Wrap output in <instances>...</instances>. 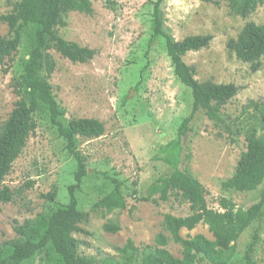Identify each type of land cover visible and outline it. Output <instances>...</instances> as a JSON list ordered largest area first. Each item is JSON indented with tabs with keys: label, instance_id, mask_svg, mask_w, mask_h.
<instances>
[{
	"label": "rangeland",
	"instance_id": "rangeland-1",
	"mask_svg": "<svg viewBox=\"0 0 264 264\" xmlns=\"http://www.w3.org/2000/svg\"><path fill=\"white\" fill-rule=\"evenodd\" d=\"M90 1L91 13L71 10L64 15L66 24L58 29L64 38L94 48L97 54L84 62H71L50 50L56 65L49 82L53 98L64 111L58 118L63 125L73 117H94L104 123V132L92 138L75 136L72 153L49 115L43 110L36 112V128L4 177L14 198L0 201V241L17 238L13 225L42 211L45 193L55 191V199L67 203L68 187L76 182L74 175L81 160L86 173L74 194L77 209L87 218L80 224L84 231L73 233L79 242L78 253L91 257L96 264H108L106 257L119 262V249L131 239L135 253L130 264H140L142 255L153 250L156 233L169 235L163 228V215L190 213L188 202L175 193L158 202L141 197L154 179L170 172V165L154 155L175 136L182 118L190 114L192 96L172 71L164 38L159 36L150 46L147 44L152 28L150 0H111L114 9L106 5V0ZM215 1L218 4L164 0V29L176 40L187 35H212L206 47L186 52L184 62L195 67L198 81L233 82L240 87L222 106L218 121L195 113L181 143L183 153H190L191 173L206 189L208 207L220 209L217 198L225 196L246 209L259 201L260 187L223 191L220 183L233 174L246 148L244 129L250 124L260 128L248 102L264 100V58L253 71L249 62L228 50L227 41L236 38L248 21L264 25V3L241 17L229 12L226 0ZM13 2L0 0V16L11 10ZM34 29V25L25 27L16 52L0 63V125L17 99L11 83L22 73L34 46ZM7 31L0 19V36ZM113 179L120 183L126 206L109 211L93 208L114 188ZM258 211L253 224L234 242L226 264H251L245 250L253 233L258 238L250 258L255 264H264V204ZM105 223L118 224L119 229L107 231ZM180 234H203L214 239L201 222L190 230L182 228ZM165 247L174 256H181L178 243L170 240ZM197 264L215 263L204 259Z\"/></svg>",
	"mask_w": 264,
	"mask_h": 264
},
{
	"label": "trees",
	"instance_id": "trees-1",
	"mask_svg": "<svg viewBox=\"0 0 264 264\" xmlns=\"http://www.w3.org/2000/svg\"><path fill=\"white\" fill-rule=\"evenodd\" d=\"M164 0H150L151 34L150 46L159 36L164 38V47L172 71L177 80L190 90L192 96L191 112L182 118L175 136L160 146L155 159L170 165L168 174L154 179L146 188L142 200H167L172 193L180 196L189 204L190 213L185 216L164 214L163 228L154 236L153 250L144 253L140 264H197L206 259L215 264H226L228 252L233 249L239 235L256 220L259 208L264 204V100L248 102L252 107L253 117L260 122V128L250 124L244 129L246 148L240 153L233 174L222 180L223 191H250L260 187L259 201L243 209L231 198H217L220 209L208 207L206 189L193 176L189 168L190 153H183L181 139L188 130L191 117L202 112L208 119L218 121L220 110L240 87L233 82L216 83L211 80L198 81L195 78V67L184 62L183 55L191 50L206 47L212 35H187L176 40L164 29L162 3ZM218 4L215 0H203ZM229 12L241 17L247 16L264 0H226ZM113 1L106 0V5L114 9ZM78 10L91 13L90 0H14L11 10L2 14L0 19L6 23L8 31L0 36V63L14 54L21 43L23 29L34 25V46L29 52L23 71L12 79L13 91L17 97L7 118L0 125V201L10 202L14 198L13 190L4 183L13 161L22 152L29 135L36 128L35 114L43 110L49 115L52 123L57 125L58 132L67 141V147L74 153L75 136L85 138L98 137L104 132V123L94 117H73L66 125L58 118L63 115L51 91L49 77L55 69L56 61L50 50L71 62H84L97 54V50L81 46L75 41L64 38L59 27L64 26V15ZM227 48L238 59L249 62L251 70H257L261 58H264V25L248 21L236 38L227 41ZM77 156V155H76ZM86 173L84 163L78 161L75 172V184L68 187L69 200L60 203L55 199V191L43 195L46 202L42 211L33 218L13 225L17 238L13 241H0V264H96L86 255L78 253V240L75 232H82L80 226L87 214L78 210L74 191L82 176ZM93 204V208H124L126 200L121 193L120 183ZM157 194V197H153ZM206 224L214 239L203 234L183 237L182 228L188 230L198 223ZM107 231H117L119 225L105 223ZM258 238L253 233L252 240L246 246V258ZM181 246V256H174L165 245L169 241ZM120 261L106 257L108 264H130L134 259L135 247L131 239L119 249Z\"/></svg>",
	"mask_w": 264,
	"mask_h": 264
}]
</instances>
